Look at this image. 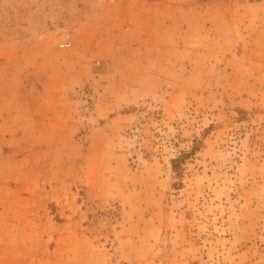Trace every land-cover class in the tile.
Returning a JSON list of instances; mask_svg holds the SVG:
<instances>
[{
  "label": "rangeland",
  "instance_id": "1",
  "mask_svg": "<svg viewBox=\"0 0 264 264\" xmlns=\"http://www.w3.org/2000/svg\"><path fill=\"white\" fill-rule=\"evenodd\" d=\"M169 1L0 0V102L64 108L32 163L0 144V264H264V40L169 64Z\"/></svg>",
  "mask_w": 264,
  "mask_h": 264
},
{
  "label": "crops",
  "instance_id": "2",
  "mask_svg": "<svg viewBox=\"0 0 264 264\" xmlns=\"http://www.w3.org/2000/svg\"><path fill=\"white\" fill-rule=\"evenodd\" d=\"M164 5L169 8L161 21L163 31L169 34L164 46L169 64L187 66V58L193 55L198 64L206 40L213 35L221 38L222 46L226 42L229 44L230 34L264 40V0H171ZM152 16L148 15V20L155 30L153 22L157 17ZM58 88L53 82L49 94H56ZM9 93L6 97L1 96L0 144L5 142L1 147H11L9 156L32 163L31 157L44 151L43 144L44 149L50 150L53 137L64 134L61 129L64 121L58 115L64 108L57 98L41 99L43 94L26 91L25 98L20 100L14 87Z\"/></svg>",
  "mask_w": 264,
  "mask_h": 264
},
{
  "label": "trees",
  "instance_id": "3",
  "mask_svg": "<svg viewBox=\"0 0 264 264\" xmlns=\"http://www.w3.org/2000/svg\"><path fill=\"white\" fill-rule=\"evenodd\" d=\"M187 153H182L180 155H178L175 158H172L171 161V166L174 170H176V168L179 166V163L183 160V158L185 157Z\"/></svg>",
  "mask_w": 264,
  "mask_h": 264
},
{
  "label": "built area",
  "instance_id": "4",
  "mask_svg": "<svg viewBox=\"0 0 264 264\" xmlns=\"http://www.w3.org/2000/svg\"><path fill=\"white\" fill-rule=\"evenodd\" d=\"M71 45V36L69 33H65L62 41L63 47H69Z\"/></svg>",
  "mask_w": 264,
  "mask_h": 264
}]
</instances>
